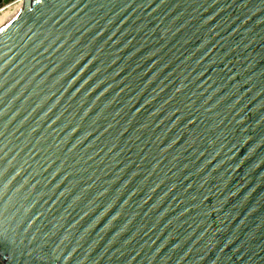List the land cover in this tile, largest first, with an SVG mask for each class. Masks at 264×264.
<instances>
[{
    "label": "water",
    "instance_id": "1",
    "mask_svg": "<svg viewBox=\"0 0 264 264\" xmlns=\"http://www.w3.org/2000/svg\"><path fill=\"white\" fill-rule=\"evenodd\" d=\"M0 260L264 264V0H22Z\"/></svg>",
    "mask_w": 264,
    "mask_h": 264
},
{
    "label": "bare ground",
    "instance_id": "2",
    "mask_svg": "<svg viewBox=\"0 0 264 264\" xmlns=\"http://www.w3.org/2000/svg\"><path fill=\"white\" fill-rule=\"evenodd\" d=\"M22 0H16L13 4L0 12V26L9 21L11 17L21 8Z\"/></svg>",
    "mask_w": 264,
    "mask_h": 264
},
{
    "label": "rangeland",
    "instance_id": "3",
    "mask_svg": "<svg viewBox=\"0 0 264 264\" xmlns=\"http://www.w3.org/2000/svg\"><path fill=\"white\" fill-rule=\"evenodd\" d=\"M16 0H0V8L3 7L4 5L13 3Z\"/></svg>",
    "mask_w": 264,
    "mask_h": 264
},
{
    "label": "built area",
    "instance_id": "4",
    "mask_svg": "<svg viewBox=\"0 0 264 264\" xmlns=\"http://www.w3.org/2000/svg\"><path fill=\"white\" fill-rule=\"evenodd\" d=\"M15 2V1H14ZM13 2V3H14ZM13 3H10V4H7V5H4L3 7L0 8V12L3 11L6 7H8L9 5L13 4Z\"/></svg>",
    "mask_w": 264,
    "mask_h": 264
},
{
    "label": "flooded vegetation",
    "instance_id": "5",
    "mask_svg": "<svg viewBox=\"0 0 264 264\" xmlns=\"http://www.w3.org/2000/svg\"><path fill=\"white\" fill-rule=\"evenodd\" d=\"M3 259H4L5 261H7V257H6V256H4ZM0 264H4V263L0 260Z\"/></svg>",
    "mask_w": 264,
    "mask_h": 264
}]
</instances>
